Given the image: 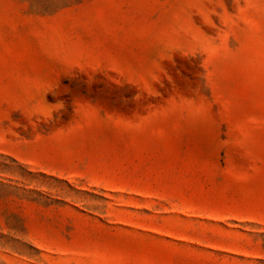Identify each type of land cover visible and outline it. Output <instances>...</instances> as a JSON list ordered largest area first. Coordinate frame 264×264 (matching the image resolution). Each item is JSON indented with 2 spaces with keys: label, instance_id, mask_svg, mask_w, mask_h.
Segmentation results:
<instances>
[{
  "label": "rangeland",
  "instance_id": "obj_1",
  "mask_svg": "<svg viewBox=\"0 0 264 264\" xmlns=\"http://www.w3.org/2000/svg\"><path fill=\"white\" fill-rule=\"evenodd\" d=\"M0 264H264V0H0Z\"/></svg>",
  "mask_w": 264,
  "mask_h": 264
}]
</instances>
